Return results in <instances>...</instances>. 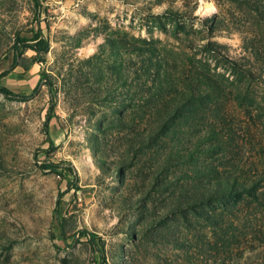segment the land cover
Segmentation results:
<instances>
[{
    "label": "rangeland",
    "instance_id": "374dc122",
    "mask_svg": "<svg viewBox=\"0 0 264 264\" xmlns=\"http://www.w3.org/2000/svg\"><path fill=\"white\" fill-rule=\"evenodd\" d=\"M5 72L0 264H264V0H0Z\"/></svg>",
    "mask_w": 264,
    "mask_h": 264
},
{
    "label": "trees",
    "instance_id": "16d2710c",
    "mask_svg": "<svg viewBox=\"0 0 264 264\" xmlns=\"http://www.w3.org/2000/svg\"><path fill=\"white\" fill-rule=\"evenodd\" d=\"M41 37H43V33L40 31L35 36L34 40H32V41H38ZM21 42H22V44H26L28 41L22 40ZM44 44L46 45L44 50L40 49L41 44L39 42L35 43L34 45H31L30 48L36 52H42V51L47 52L49 45L46 41L44 42ZM16 62H17V58H15V60H14V63H16ZM7 74H8V72L1 74L0 79L6 77ZM0 93L4 94L6 96H12L14 98H20V99H24V100L28 99V97H18L17 95H15L11 91H9L7 88L1 87V86H0ZM51 119L52 118L47 119L46 126L47 125L49 126ZM49 141H50V146L53 147L54 143L51 140H49ZM43 166L48 168V169L55 170L56 172H58L59 170L62 169V167L60 165H55L53 163H48V164L45 163ZM66 170H68L69 172H73L72 168H68ZM234 190H236V189L230 183V181H220L219 180V181H216V184L214 186H208L203 191L199 190V193L193 198V200H194V202H196L195 204H197V205H207V204H210L216 200H222V199L227 198L231 195H234L233 193L236 192ZM63 195H64V193H59L56 212H59L60 205L62 203Z\"/></svg>",
    "mask_w": 264,
    "mask_h": 264
}]
</instances>
